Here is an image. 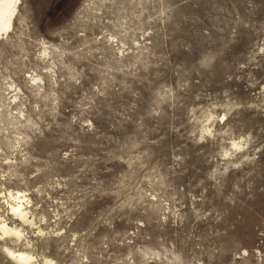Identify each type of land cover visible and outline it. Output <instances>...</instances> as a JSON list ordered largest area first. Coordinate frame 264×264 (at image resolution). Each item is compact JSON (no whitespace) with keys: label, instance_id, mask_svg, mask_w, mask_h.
<instances>
[{"label":"rangeland","instance_id":"1","mask_svg":"<svg viewBox=\"0 0 264 264\" xmlns=\"http://www.w3.org/2000/svg\"><path fill=\"white\" fill-rule=\"evenodd\" d=\"M9 34L0 191L35 255L264 264V0H20Z\"/></svg>","mask_w":264,"mask_h":264},{"label":"bare ground","instance_id":"2","mask_svg":"<svg viewBox=\"0 0 264 264\" xmlns=\"http://www.w3.org/2000/svg\"><path fill=\"white\" fill-rule=\"evenodd\" d=\"M19 1L0 0V42L5 35L14 30L15 19L19 12ZM32 81L42 83V78L37 75L32 78ZM12 98L15 100L17 97L14 94ZM230 145L233 150L242 148V144L236 141H232ZM27 195L28 193L21 190L3 188V191H0V199L6 206L7 216H11V218H6L0 215L1 253L13 264H56L44 254L41 253L39 257L33 252L35 251L33 250V237H42L45 233L37 226V219L32 209L33 204ZM32 234L35 235L32 236Z\"/></svg>","mask_w":264,"mask_h":264}]
</instances>
